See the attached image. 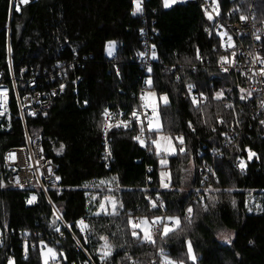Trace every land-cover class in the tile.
<instances>
[{
    "label": "trees",
    "instance_id": "trees-1",
    "mask_svg": "<svg viewBox=\"0 0 264 264\" xmlns=\"http://www.w3.org/2000/svg\"><path fill=\"white\" fill-rule=\"evenodd\" d=\"M215 1L223 22L244 17L264 24V0ZM139 3L137 11L136 0H35L21 8L0 0L1 81L11 87V68L17 80L21 69L24 81L34 75L36 87L51 77L67 83L45 116L26 121L30 139L39 138L58 167L60 183L47 189L49 201L34 188L7 185L5 153L25 144L13 92L9 119L0 117V264H44L47 248L55 253L51 264H163L165 256L193 264L188 241L195 264H264V109L243 74L218 68L220 38L203 0ZM147 41L151 64L144 68L138 59ZM261 44L264 57V38ZM24 83L17 82L20 94ZM189 85L204 102L184 99ZM143 87L167 97L156 112L175 154L155 153L157 132L146 130L150 142L141 144L135 125L107 133L111 159L103 162L105 113L133 114ZM203 182L208 196L199 199ZM250 197L260 202L257 212L249 211ZM133 217L159 223L154 243L138 229L133 237ZM168 217L180 224L165 236ZM222 229L233 232L229 243L218 241ZM107 248L111 255L100 261Z\"/></svg>",
    "mask_w": 264,
    "mask_h": 264
},
{
    "label": "built area",
    "instance_id": "built-area-1",
    "mask_svg": "<svg viewBox=\"0 0 264 264\" xmlns=\"http://www.w3.org/2000/svg\"><path fill=\"white\" fill-rule=\"evenodd\" d=\"M34 1L35 0H28V3H23L22 0H10V4L11 6L15 4L17 7L21 8L32 4ZM203 10L205 14H207V18L208 15H211L212 19L209 20L213 32L220 38L218 49L222 55L218 58V68L222 72L233 71L243 74L248 82L249 91L256 96L257 105L264 109V57L261 44V39L264 38V24L261 23L258 25L253 18H244L231 23L223 22L216 11V1L214 3L213 0H203ZM6 29L9 31V26H7ZM147 44L148 41L144 48V53L138 59V62H140L144 68H149L151 64L150 51ZM222 57H226V60H222ZM26 72V69H21L19 72V79L17 80L10 68L11 87L1 81L0 75V92L5 93V96L0 98V117H6L7 120L9 119L10 113L8 112V105L11 92H13L25 137V144L23 146L10 148L5 153L4 164L8 172L6 183L9 186L17 188L29 187L37 189L41 191L49 201L47 189L60 183V177L57 174L58 167L54 162L45 158L41 149V140L39 138L30 139L26 130V121L45 116L53 107L56 98L64 92L67 83L63 81L55 83L54 78L51 77L49 82L54 84L53 86L51 84L48 85L47 82L46 85L48 87H36L34 75H31L24 81L23 77ZM17 82H25L24 84H26V86H23L27 88L25 93H19ZM73 83H75V81H73ZM149 92L153 93L145 87L139 92L137 105L133 112L136 114L135 116H133V114L125 116L120 111H107L105 113L104 132L102 136L104 143V150L102 153L103 162L107 163L111 159V151L107 139V133L110 130H128L131 126L137 125L142 132L139 138L143 141V145L149 144L150 141L145 138V125L154 113L152 105L155 104L156 111L159 106L158 103L148 102L146 100ZM142 96L145 97L144 100L141 99ZM194 97L196 98L195 105L204 102L205 98L202 94L196 93L192 88L189 89V87L186 86L184 90V99L193 103ZM240 164L241 162L238 161L236 167L243 171L244 168L241 169ZM57 177H59V179H57ZM203 184L204 182L202 185ZM196 196L199 199L207 197L208 187L203 185L202 192H196ZM146 200L150 205L153 204L150 197H146ZM162 217L166 218V215L163 214ZM142 220V217L132 218L134 223H139ZM169 224L171 225V223ZM63 225L66 229H69L64 223ZM78 226L82 231L81 225L78 224ZM159 229V223H154L153 231H158ZM56 230L59 231V228ZM103 254L104 251L100 256V261L104 260H102Z\"/></svg>",
    "mask_w": 264,
    "mask_h": 264
},
{
    "label": "snow or ice",
    "instance_id": "snow-or-ice-1",
    "mask_svg": "<svg viewBox=\"0 0 264 264\" xmlns=\"http://www.w3.org/2000/svg\"><path fill=\"white\" fill-rule=\"evenodd\" d=\"M22 2L23 3H28V0H22ZM175 2V0H164V6L165 7H169L170 6V3H174ZM213 2L215 3V0H213ZM136 3H137V11H139L140 10V6H139V0H136ZM17 10H19V9H17ZM207 15V14H206ZM208 19H212V17H211V15H208ZM242 19H244V17H242ZM229 42H230V38H229ZM115 47V45H114V42H110L109 43V45H108V49H109V54L111 55V52H112V49ZM153 56H155V53H153ZM222 60H226V57H222L221 58ZM149 71H151V69H149ZM146 83H148L149 85H151V80H148V81H146ZM189 87V89H191L192 88V85H189L188 86ZM220 95L221 94H217V98H219L220 97ZM5 96V93H3V92H0V98H3ZM141 99L142 100H144L145 99V97H141ZM165 104H167V97L166 96H163V97H161L160 98ZM196 103V98L194 97L193 98V104H195ZM145 106H147V105H145ZM230 107V106H229ZM152 110H153V112L155 113V111H156V106H155V104H153L152 105ZM136 114L135 113H133V116H135ZM190 127H191V125H189ZM149 129L151 130L152 129V124H151V122L149 123ZM136 139H139V137H136ZM179 141H180V143L182 144L183 143V137H178L177 138ZM141 142V144H143V141L141 140L140 141ZM61 147H63V146H61ZM156 148L159 150V148H160V144L158 143V142H156ZM179 151L180 152H183L184 151V149L183 148H180L179 149ZM251 155H255L254 153H250V156ZM166 163V161L165 160H161V164L163 165V164H165ZM240 168L241 169H243L244 168V164H243V162H241V164H240ZM151 171V170H150ZM161 176H162V178H163V176H164V173H161ZM57 179H59V177H57ZM0 186H2V185H0ZM165 186H167V185H165ZM35 199V197H32V199H30L28 202L29 203H32V200H34ZM235 204V202H233V205ZM113 207H115V205H113ZM192 211H193V209L191 208V207H189L188 209H187V213H188V219H189V222H190V217H191V214H192ZM115 214V213H114ZM168 219V221H171L172 223H171V226H169V224H164L163 225V235H168L169 234V232H172V231H174L176 228H178L179 227V224H180V218L179 217H168L167 218ZM157 220H159V218H157ZM81 226H82V228H84V227H87L86 225H83V222L81 221V222H78ZM128 223L132 226V229H133V231H132V235H133V237H137V232H136V229L137 228H140L141 229V231L143 232V240H144V242H148V243H154V240L152 239V235H151V233H150V229L148 228V227H145V226H143V225H146L147 224V221H141L140 223H134L131 219H129V221H128ZM101 239H105L104 237H101ZM224 239L227 241V242H230V237H228V236H225L224 237ZM187 243V255H188V258L189 259H191L192 261H193V264H195V261H196V257H195V255H194V253H193V248H192V244H191V242L190 241H188V242H186ZM105 247H108L107 245H105ZM163 251V250H162ZM48 253H50L51 255H52V257L54 258L55 257V253L53 252V250L52 249H48ZM109 255H111V252H110V250L109 251H106V252H104V254H103V256H102V260L104 259V257H107V256H109ZM9 264H12V262H11V260H10V262H9ZM163 264H177V262H175V261H173V260H171V259H169V258H167L166 256H165V259H164V261H163ZM179 264H183V262L182 261H180L179 262Z\"/></svg>",
    "mask_w": 264,
    "mask_h": 264
},
{
    "label": "rangeland",
    "instance_id": "rangeland-1",
    "mask_svg": "<svg viewBox=\"0 0 264 264\" xmlns=\"http://www.w3.org/2000/svg\"><path fill=\"white\" fill-rule=\"evenodd\" d=\"M163 2H164V0H163ZM175 2H176V0H175ZM174 3H170V6L173 5ZM139 5H140V3H139ZM135 7L137 8V3L135 4ZM107 50H109V49L107 48ZM163 96H165V95L156 96L155 94L149 92L147 94L146 100L148 102H153V103H158V104H165L160 99ZM150 122L152 124V129L151 130L149 129V123ZM145 126H146V130L147 131H153V132H157L158 133L157 136H156V139L153 141V148H154V151H155V153L157 155H164L166 157H169V156H172V155L175 154L176 149H175V145H174V142L172 141V139L169 136L165 135V134L159 133L160 130L162 129V126H161V121H160V119L158 117V113L157 112L153 113L151 119H149L146 122V125ZM156 142H158L160 144L159 150L156 148ZM190 169H191V166L189 165L187 171H190ZM163 173H164L163 179L168 178L167 173L166 172H163ZM191 175H192V170H191L190 173L187 172V174H186L187 181L186 182H189L188 180L190 179V176ZM36 191H38V190L36 189ZM32 197H35V199L32 200V203H30V204H34L35 203V201H36V194L35 193L32 194L31 197H30V199H32ZM253 201H254V199L252 197H250L249 204H248L249 205L248 206L249 211H251V212H257L260 209V202L259 201L253 202ZM109 203H110V206L111 207H113V205H116V203L113 202V200H111ZM142 221H147V224L146 225H143V226L148 227L150 229V233L152 235L153 234V224L150 223L147 219H143ZM137 229L140 232L141 238L143 240V235H144L143 232L141 231L140 228H137ZM225 236L230 237V241H231L233 239V232L228 231V230H225V229H222L217 234L218 241H220L221 243H229V242H227L224 239ZM104 245H107V244H104ZM104 248H106V247L104 246ZM48 249H50V248L45 249L43 251V253H42V258H43V261H44L43 263L44 264L45 263L47 264V262L50 260V258H53L52 255L50 253H48ZM105 250L106 249H104V252L109 251L110 249L107 248V250L106 251ZM54 259H55V257H54Z\"/></svg>",
    "mask_w": 264,
    "mask_h": 264
}]
</instances>
